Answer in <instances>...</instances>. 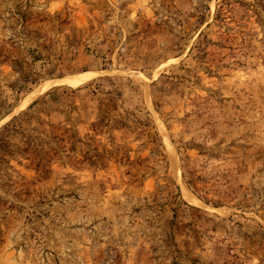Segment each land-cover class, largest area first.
Returning <instances> with one entry per match:
<instances>
[{"label": "rangeland", "instance_id": "1", "mask_svg": "<svg viewBox=\"0 0 264 264\" xmlns=\"http://www.w3.org/2000/svg\"><path fill=\"white\" fill-rule=\"evenodd\" d=\"M0 264H264V0H0Z\"/></svg>", "mask_w": 264, "mask_h": 264}]
</instances>
